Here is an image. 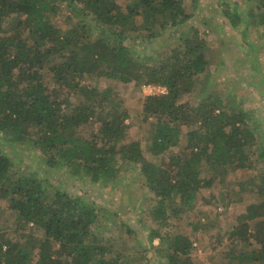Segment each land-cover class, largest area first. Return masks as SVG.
<instances>
[{
  "label": "trees",
  "instance_id": "1",
  "mask_svg": "<svg viewBox=\"0 0 264 264\" xmlns=\"http://www.w3.org/2000/svg\"><path fill=\"white\" fill-rule=\"evenodd\" d=\"M119 1L0 0V200L18 223L42 234H31L25 243L1 234L0 264H151L133 227H127L136 245L132 255H113L100 224L108 214L83 196L43 185L32 173H15L3 147L27 142L50 167L72 166L74 175L96 184L114 182L121 165L138 169V181L153 195L138 218L156 264H197L194 244L207 239L219 253L224 246L227 264H264V142L245 110L211 98L198 107L181 102L193 84L203 83L198 77L210 65L197 33L185 40L184 52L173 50L158 66L148 65L154 56L145 58L125 45L139 17L158 33L186 24L191 15L184 0ZM256 1L264 9V0ZM66 10L65 26L57 25L55 17ZM89 78L165 87V94L148 96L143 104L145 120L154 119L149 152L157 157L179 149L174 156L180 162L163 167L146 160L139 141L127 142L129 116L121 99L111 87L86 85ZM84 126L91 129L88 137L78 134ZM237 172L252 174L239 182V191L262 202L248 204L215 238L212 224L202 223L200 232L174 230L218 177ZM228 195H221L225 204L235 203ZM202 201L212 203L203 196Z\"/></svg>",
  "mask_w": 264,
  "mask_h": 264
},
{
  "label": "rangeland",
  "instance_id": "2",
  "mask_svg": "<svg viewBox=\"0 0 264 264\" xmlns=\"http://www.w3.org/2000/svg\"><path fill=\"white\" fill-rule=\"evenodd\" d=\"M127 1L120 0L119 3L125 5ZM183 5L186 13L191 15L186 24L172 28L167 33H158L149 31V25L139 17L134 24L136 31H129L125 45L132 46L133 50L145 58L154 56V61L150 60L148 65L158 66L173 50L184 52L185 40L197 33L200 41L205 42L204 51L210 65L198 77L203 83L193 84L192 93L183 96L181 102L198 107L201 102L211 98L221 100L226 107L245 110L246 121L256 130L259 140L264 142V9L261 3L256 0H198L197 2L184 0ZM64 14L55 17L54 22L57 25L65 26L67 10ZM247 26L248 31L244 34V28ZM154 30L159 31V28L155 27ZM153 33L156 36L152 38ZM45 80L52 90L54 84L48 69L45 70ZM86 85L96 86L99 90L113 88L129 116L126 121L127 142L139 141L146 160L163 167L180 162L174 156L180 152L179 149H171L169 154L157 157L149 152L154 131L150 124L154 119L150 118L146 121L143 114L144 101L146 97L152 95L149 90L144 89V86L151 85L156 88L162 86L146 84L138 87L133 82L123 84L105 78H89L86 80ZM203 92H205L204 96H202ZM195 130H197L195 126L191 128V131ZM78 134L88 137L91 129L86 126L81 127ZM3 149L11 159L15 173H32L31 177H38L43 185L83 196L98 207L100 214H108L106 218L100 219V224L101 230L104 229L103 236L114 248L113 255L120 251L132 255L130 250L136 245L127 233L129 225L138 232L143 246L148 248L147 257L151 264H156V253L149 248L148 232L144 230V223L139 222L138 218L139 212L147 208L153 195L143 187L141 180L138 181V169H133L130 165H121L120 174L114 182L108 185L96 184L82 175H74L72 166L50 167L43 160L42 153L29 142L23 145L4 146ZM251 176L250 172H237L230 173L224 179L218 177L213 187L200 194L201 200L196 209L175 222L174 230L187 233L200 232L203 224H212L211 238L218 236L220 230L222 233L228 231L244 214L248 204H258L263 201V198L239 191V182ZM210 177L211 175L204 176L207 179ZM224 194H229L235 203L226 205L221 197ZM202 196L212 203L203 202ZM5 208V203L0 200V235L5 234L13 243H25L33 233H36L37 237L42 235L41 232H36L32 225L24 227L23 222L18 223L17 214ZM158 243V240H155L154 246H158ZM223 250L224 246L220 253L215 251L207 239L203 244H194L192 257L197 264H227V260L223 258Z\"/></svg>",
  "mask_w": 264,
  "mask_h": 264
},
{
  "label": "built area",
  "instance_id": "3",
  "mask_svg": "<svg viewBox=\"0 0 264 264\" xmlns=\"http://www.w3.org/2000/svg\"><path fill=\"white\" fill-rule=\"evenodd\" d=\"M145 90H149L152 95H161L160 93H165L166 89L165 87H161V88H156L155 86H151V85H146L144 86ZM151 96V95H150Z\"/></svg>",
  "mask_w": 264,
  "mask_h": 264
}]
</instances>
